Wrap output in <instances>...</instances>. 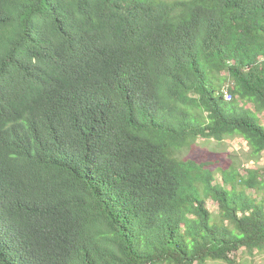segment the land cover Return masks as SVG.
<instances>
[{"label": "trees", "instance_id": "obj_1", "mask_svg": "<svg viewBox=\"0 0 264 264\" xmlns=\"http://www.w3.org/2000/svg\"><path fill=\"white\" fill-rule=\"evenodd\" d=\"M262 117L264 0H0V264L264 255V171L187 156Z\"/></svg>", "mask_w": 264, "mask_h": 264}, {"label": "rangeland", "instance_id": "obj_2", "mask_svg": "<svg viewBox=\"0 0 264 264\" xmlns=\"http://www.w3.org/2000/svg\"><path fill=\"white\" fill-rule=\"evenodd\" d=\"M262 122L264 123V117H262ZM248 147L245 141L241 138L228 139L221 143L217 142H203L199 144L193 152L187 153V156L193 157L201 155H209L211 159H217L223 166H226L230 161H234L237 165L244 169H258L264 171V154L263 157L258 162L253 160H248ZM241 174H245L244 171H240ZM208 208L212 212L216 211V205L212 202L208 203ZM238 258L241 262L247 264H264V255L250 254L245 252L243 249L238 252ZM208 264H224L220 262L208 263Z\"/></svg>", "mask_w": 264, "mask_h": 264}, {"label": "bare ground", "instance_id": "obj_3", "mask_svg": "<svg viewBox=\"0 0 264 264\" xmlns=\"http://www.w3.org/2000/svg\"><path fill=\"white\" fill-rule=\"evenodd\" d=\"M226 98H227V100H229V99H230V97H229V96H226Z\"/></svg>", "mask_w": 264, "mask_h": 264}]
</instances>
